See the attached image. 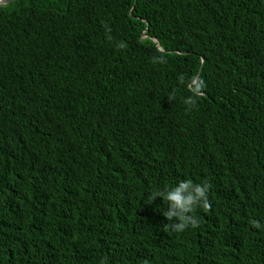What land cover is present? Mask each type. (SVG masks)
Listing matches in <instances>:
<instances>
[{
	"label": "trees",
	"instance_id": "16d2710c",
	"mask_svg": "<svg viewBox=\"0 0 264 264\" xmlns=\"http://www.w3.org/2000/svg\"><path fill=\"white\" fill-rule=\"evenodd\" d=\"M145 262L264 264V0L0 6V264Z\"/></svg>",
	"mask_w": 264,
	"mask_h": 264
},
{
	"label": "clouds",
	"instance_id": "9594fccd",
	"mask_svg": "<svg viewBox=\"0 0 264 264\" xmlns=\"http://www.w3.org/2000/svg\"><path fill=\"white\" fill-rule=\"evenodd\" d=\"M188 87L192 95H189L185 103L194 104L195 97L200 94L203 87V81L198 78H192L188 82ZM208 186L206 183H195L191 179H179L171 187H165L163 190L154 189L150 194L151 201L162 198L167 201V210L162 209V214L171 224H165L175 232H181L191 227H196L199 223L192 213L196 206L208 208L210 205L207 198ZM147 264V262H145Z\"/></svg>",
	"mask_w": 264,
	"mask_h": 264
},
{
	"label": "water",
	"instance_id": "95a60500",
	"mask_svg": "<svg viewBox=\"0 0 264 264\" xmlns=\"http://www.w3.org/2000/svg\"><path fill=\"white\" fill-rule=\"evenodd\" d=\"M15 0H0V6H6L7 4L13 2Z\"/></svg>",
	"mask_w": 264,
	"mask_h": 264
}]
</instances>
